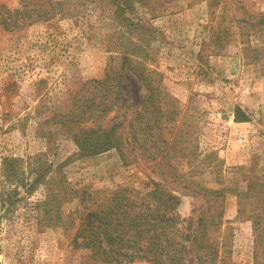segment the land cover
<instances>
[{
    "label": "rangeland",
    "instance_id": "rangeland-1",
    "mask_svg": "<svg viewBox=\"0 0 264 264\" xmlns=\"http://www.w3.org/2000/svg\"><path fill=\"white\" fill-rule=\"evenodd\" d=\"M129 2L122 11V0L18 1L53 14L11 31L0 26V158L46 151L54 165L62 164L71 187L96 198L116 187L145 196L160 182L161 198L174 196L162 206L188 221L201 213L221 256L251 264L252 223L238 214L236 193L264 173V31L249 27L264 13V0ZM139 20L149 27L136 26ZM124 55L156 73L152 84L160 85L167 101L162 116L155 112L156 124L168 145L174 141L177 156L168 162L184 179L164 178L152 162L124 165L113 148L78 156L70 137L43 123L53 111L67 109L86 80L101 78ZM128 76L138 102L146 89ZM158 99L154 93V106ZM236 107L245 119L235 117ZM43 130L53 133L49 140ZM43 195L41 186L28 194L20 189L21 200L0 208V264H103L70 243L75 202L61 207L64 225L36 223L32 206Z\"/></svg>",
    "mask_w": 264,
    "mask_h": 264
},
{
    "label": "trees",
    "instance_id": "trees-1",
    "mask_svg": "<svg viewBox=\"0 0 264 264\" xmlns=\"http://www.w3.org/2000/svg\"><path fill=\"white\" fill-rule=\"evenodd\" d=\"M18 1L12 6L9 1L0 0V26L5 30L22 28L53 14L52 8L19 6ZM122 1L123 6L118 7L125 11L131 2ZM241 21L249 23L246 18ZM135 25L143 30L149 27L140 20ZM250 25L256 33L264 31V13ZM138 64L141 63L126 55L116 65L109 64L101 78H91L82 84L67 109L53 111L43 123L52 122L56 131L70 137L78 156L90 157L113 148L124 165L141 160L152 162L160 167L159 173L164 178L184 179L174 163L168 162L177 156L172 155L174 141L168 145L163 137L164 128L156 124L155 112L162 116L163 105L167 104L162 100L164 90L159 84H152L155 72ZM128 73L146 89L138 102H133ZM154 93L160 97L156 106ZM235 117L245 119L238 107ZM39 133L47 140L53 134L50 130ZM53 163L46 151L26 157L1 156L0 208L9 210L21 200L20 189L28 194L41 186L44 195L33 203V215L38 225L48 227L64 225L61 207L75 202L70 223L66 224L74 228L70 243L74 248L89 249L90 258L103 264H238L221 256L217 241L207 233L201 213L188 221L162 206L174 196L169 194L167 199H162L157 188L162 186L160 182L145 196L128 187H116L109 195L96 198L85 190L71 187L62 173V164ZM245 186L236 193L237 212L246 215L252 223L251 264H264V173L255 176L252 182L247 180ZM215 216L212 224L217 226L220 211Z\"/></svg>",
    "mask_w": 264,
    "mask_h": 264
}]
</instances>
